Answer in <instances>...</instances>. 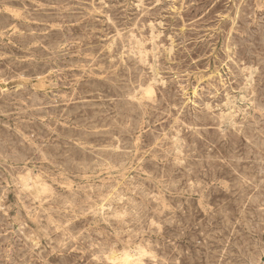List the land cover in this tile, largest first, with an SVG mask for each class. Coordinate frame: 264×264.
I'll return each mask as SVG.
<instances>
[{
	"label": "rangeland",
	"instance_id": "rangeland-1",
	"mask_svg": "<svg viewBox=\"0 0 264 264\" xmlns=\"http://www.w3.org/2000/svg\"><path fill=\"white\" fill-rule=\"evenodd\" d=\"M0 2V264H264V0Z\"/></svg>",
	"mask_w": 264,
	"mask_h": 264
},
{
	"label": "bare ground",
	"instance_id": "bare-ground-1",
	"mask_svg": "<svg viewBox=\"0 0 264 264\" xmlns=\"http://www.w3.org/2000/svg\"><path fill=\"white\" fill-rule=\"evenodd\" d=\"M246 1H247V0H246ZM12 2H13V1H12ZM14 3H15V1H14ZM18 3H19V2H18ZM0 4H1V2H0ZM3 4H4V3H3ZM3 4H2V5H3ZM12 4H13V3H12ZM26 4H27V3H26ZM236 4L238 5V3H236ZM249 4H250V3H249ZM5 5H6V4H5ZM19 5H20V4H19ZM234 5H235V4H234ZM246 5H247V4H246ZM22 6H23V5H22ZM235 6H236V5H235ZM242 6H243V5H242ZM244 6H245V5H244ZM10 7H11V6H10ZM249 7L251 8L252 6H249ZM23 8H24V7H23ZM235 9H236V8H235ZM247 9H248V7H247ZM43 11H44V10H43ZM247 11H248V10H247ZM255 11H257V10H255ZM26 12H27V11H26ZM26 12H25V13H26ZM39 12H40V11H39ZM262 12H263V11H262ZM34 13H35V12H34ZM41 13H42V12H41ZM232 13H233V12H232ZM263 13H264V12H263ZM238 14H239V13H238ZM239 15H240V14H239ZM239 15H238V16H239ZM243 15H244V14H243ZM248 15H249V14H248ZM234 16H235V15H234ZM244 16H245V15H244ZM244 16H243V18H244ZM253 16H254V15H253ZM251 17H252V16H251ZM232 18H233V17H232ZM234 18H235V17H234ZM238 18H239V17H238ZM238 18H237V19H238ZM42 19H43V18H42ZM244 19H245V18H244ZM233 20H234V19H233ZM242 20H243V19H242V17H241V21H242ZM246 20H247V19H246ZM42 21H43V20H42ZM237 22H238V21H237ZM254 24H255V23H254ZM257 24H258V23H257ZM243 25H244V24H243ZM23 26H24V25H23ZM33 26H34V25H33ZM241 26H242V24H241ZM252 26H253V25H252ZM39 27H40V26H39ZM39 27H38V28H39ZM41 27H43V26H41ZM235 27H236V26H235ZM238 27H239V26H238ZM244 27H245V26H244ZM22 28H23V27H22ZM242 28H243V27H242ZM259 28H260V27H259ZM259 28H257V29H259ZM29 29H30V28H29ZM34 29H35V28H34ZM41 29H42V28H41ZM240 29H241V28H240ZM261 29H262V28H261ZM228 30H229V29H228ZM255 30H256V29H255ZM0 31H1V30H0ZM33 31H34V30H33ZM50 31H51V30H50ZM140 31H141V30H140ZM241 31H242V30H241ZM69 32H71V31H69ZM19 33H21V32H19ZM243 33H244V32H243ZM246 33H247V32H246ZM251 33H252V32H251ZM262 33H263V32H262ZM16 34H17V33H16ZM23 34H24V33H23ZM75 34H76V33H75ZM132 34H133V33H132ZM253 34H254V33H253ZM259 34H260V33H259ZM71 35H72V34H71ZM243 35H245V34H243ZM246 35H247V34H246ZM27 36H28V35H27ZM65 36H66V35H65ZM139 36H140V35H139ZM234 36H235V35H234ZM239 36H240V35H239ZM248 36H250V35H248ZM248 36H247V37H248ZM254 36H255V35H254ZM258 36L261 37L260 35H258ZM32 37H33V36H32ZM53 37H54V36H53ZM73 37H74V36H73ZM223 37H224V36H223ZM127 38H128V36H127ZM127 38H126V39H127ZM133 38H134V37H133ZM249 38H250V37H249ZM129 39H130V38H129ZM142 39H143V38H142ZM147 39H148V38H147ZM229 39H230V38H229ZM232 39H234V38H232ZM57 40H58V39H57ZM63 40H64V38H63ZM66 40H67V39H66ZM124 40H125V38H124ZM139 40H140V39H139ZM223 40H224V39H223ZM223 40H222V41H223ZM247 40H248V39H247ZM249 40H250V39H249ZM46 41H47V40H46ZM53 41H54V40H53ZM75 41H76V40H75ZM125 41H126V40H125ZM129 41H130V40H129ZM129 41H128V42H129ZM146 41H147V40H146ZM226 41H227V40H226ZM230 41H233V40H229V42H230ZM235 41H237V40H235ZM235 41H234V43H235ZM32 42H34V41H32ZM51 42H52V40H51ZM51 42H50V43H51ZM255 42H256V41H255ZM50 43H49V44H50ZM55 43H56V42H55ZM76 43H77V42H76ZM135 43H136V42H135ZM145 43H146V42H145ZM248 43H249V42H248ZM263 43H264V42H263ZM138 44H139V43H138ZM140 44H141V43H140ZM230 44H231V48H232V43H230ZM237 44H238V43H237ZM237 44H236V45H237ZM241 44H242V42H241ZM241 44H240V45H241ZM253 44H254V43H252V45H253ZM258 44H259V43H258ZM26 45H27V44H26ZM129 45H130V44H129ZM131 45H132V44H131ZM222 45H223V44H222ZM261 45H262V44H261ZM263 45H264V44H263ZM67 46H68V45H67ZM67 46H66V47H67ZM73 46H74V45H73ZM243 46H244V45H243ZM243 46H242V47H243ZM253 46H254V45H253ZM11 47H12V46H11ZM20 47H21V46H20ZM22 47H23V46H22ZM55 47H56V46H55ZM130 47H131V46H129V48H130ZM133 47H134V46H133ZM221 47H222V46H221ZM225 47H226V46H225ZM228 47H229V45H228ZM242 47H241V48H242ZM248 47H249V45H248ZM262 47H263V46H262ZM16 48H17V47H16ZM69 48H70V47H69ZM80 48H81V47H80ZM143 48H144V47H143ZM237 48H238V47H237ZM251 48H253V47H251ZM254 48H255V47H254ZM257 48H258V47H257ZM42 49H43V48H42ZM70 49H71V48H70ZM123 49H124V46H123ZM123 49H122V50H123ZM127 49H128V48H127ZM222 49H223V48H222ZM227 49H228V48H227ZM227 49H225V50H227ZM235 49H236V48H235ZM243 49H245V48H243ZM246 49H248V48L246 47ZM262 49H263V48H262ZM16 50H17V49H16ZM43 50H44V49H43ZM104 50H105V49H104ZM130 50H131V49H130ZM237 50H238V49H237ZM248 50H249V49H248ZM254 50H255V49H254ZM69 51H70V50H69ZM222 51H223V50H222ZM235 51H236V50H235ZM240 51H241V50H240ZM243 51H244V50H243ZM257 51H258V50H257ZM257 51H256V52H257ZM246 52H247V51H246ZM253 52H254V51H253ZM260 52H261V51H260ZM24 53H25V52H24ZM249 53H251V51H250ZM261 53H262V52H261ZM55 54H56V53H55ZM68 54H69V53H68ZM231 54H232V53H231ZM234 54H235V52H234ZM237 54H238V52H237ZM257 54H258V53H257ZM259 54H260V53H259ZM27 55H29V54H27ZM106 55H107V54H106ZM220 55H221V54H220ZM229 55H230V54H229ZM250 55H251V54H250ZM262 55H264V54L262 53ZM21 56H22V55H21ZM23 56H25V55L23 54ZM226 56H228V55H226ZM236 56H237V55H236ZM236 56H235V57H236ZM238 57H239V56H237V58H238ZM255 57H257V56H255ZM261 57H262V56H261ZM261 57H259V58L261 59ZM263 57H264V56H263ZM36 58H37V57H36ZM225 58H226V57H225ZM239 58H240V57H239ZM249 58H250V57H249ZM249 58H248V60H249ZM38 59H39V58H38ZM219 59H220V58H219ZM244 59H245V58H244ZM250 59H251V58H250ZM262 59H263V58H262ZM262 59H261V60H262ZM92 60H93V59H92ZM225 60H226V59H225ZM234 60H235V59H234ZM251 60H252V59H251ZM251 60H249V61H251ZM230 61H231V60H230ZM232 61H233V60H232ZM236 61H237V60H236ZM238 61H239V60H238ZM246 61H247V60H246ZM246 61H245V62H246ZM29 62H30V61H29ZM31 62H32V61H31ZM222 62H223V61H222ZM251 62H252V61H251ZM251 62H250V63H251ZM20 63H21V62H20ZM211 63H212V62H211ZM230 63H231V62H230ZM241 63H242V62H241ZM253 63H254V62H253ZM18 64H19V63H18ZM29 64H30V63H29ZM116 64H117V63H116ZM116 64H115V65H116ZM225 64H226V63H225ZM242 64H243V63H242ZM242 64H241V65H242ZM34 65H35V64H34ZM212 65H213V63H212ZM234 65H235V64H234ZM256 65H257V64H256ZM256 65H255V66H256ZM258 65H260V63H259ZM263 65H264V64H263ZM263 65H262V66H263ZM37 66H38V64H37ZM53 66H54V65H53ZM232 66H233V65H232ZM239 66H240V65H239ZM260 66H261V65H260ZM33 67H35V66H33ZM42 67H43V66H42ZM241 67H242V66H241ZM241 67H240V68H241ZM247 67H248V66H247ZM31 68H32V66H31ZM113 68H114V67H113ZM222 68H223V67H222ZM234 68H235V67H234ZM6 69H7V68H6ZM29 69H30V67H29ZM204 69H205V68H204ZM230 69H231V68H230ZM250 69H251V67H250ZM254 69H255V68H254ZM256 69H257V68H256ZM32 70H33V69H32ZM205 70H206V69H205ZM237 70H238V69H237ZM239 70H241V69H239ZM242 70H244V69H242ZM14 71H15V70H14ZM23 71H24V70H23ZM30 71H31V69H30ZM34 71H35V70H34ZM44 71H45V70H44ZM225 71H226V70H225ZM244 71H245V70H244ZM16 72H17V71H16ZM240 72H241V71H240ZM245 72H246V71H245ZM248 72H250V71L248 70ZM248 72H247V73H248ZM13 73H14V72H13ZM38 73H39V72H38ZM42 73H43V72H42ZM217 73H218V72H217ZM252 73H253V72L249 73L248 75L252 77ZM255 73H256V72H255ZM257 73H258V72H257ZM257 73H256V74H257ZM22 74H23V73H22ZM31 74H32V73H31ZM39 74H40V73H39ZM39 74H38V75H39ZM11 75H12V74H11ZM40 75H41V74H40ZM240 75H241V74H240ZM253 75H254V74H253ZM208 76H210V75H208ZM249 76H248V77H249ZM15 77H16V76H15ZM19 77H20V75H19ZM19 77H18V78H19ZM20 78H21V77H20ZM204 78H205V77H204ZM216 78H217V77H216ZM216 78H215V79H216ZM11 79H12V78H11ZM220 79H221V78H220ZM231 79H232V78H231ZM238 79H239V78H238ZM246 79H247V76H246ZM246 79H245V80H246ZM250 79H251V78H250ZM250 79H249V80H250ZM257 79H258V78H257ZM257 79H256V80H257ZM212 80H213V79H212ZM0 81H1V80H0ZM190 81H191V80H190ZM205 81H206V80H205ZM228 81H229V80H228ZM237 81H238V80H237ZM246 81H247V80H246ZM246 81H245V82H246ZM259 81H260V79H259ZM263 81H264V79H263ZM263 81H260V82H263ZM214 83H215V82H214ZM214 83H213V84H214ZM232 83H233V82H232ZM249 83H250V82H249ZM251 83H252V82H251ZM251 83H250V84H251ZM200 84H201V83H200ZM209 84H210V83H209ZM253 84H254V83H253ZM256 84H257V83H256ZM218 85H219V84H218ZM225 85H226V83H225ZM232 85H233V84H232ZM236 85H237V84H236ZM205 86H206V85H205ZM221 86H222V84H221ZM230 86H231V85H230ZM234 86H235V85H234ZM237 86H238V85H237ZM239 86H240V85H239ZM242 86H243V85H242ZM247 86H248V84H247ZM247 86H246V87H247ZM144 87H145V86H144ZM198 87H199V86H198ZM217 87H218V86H217ZM248 87H249V86H248ZM254 87H255V86H254ZM244 88H245V87H244ZM255 88H256V87H255ZM205 89H206V88H205ZM236 89H238V88H236ZM201 90H202V89H201ZM203 90H204V89H203ZM211 90H212V89H211ZM213 90H214V89H213ZM232 90H233V89H232ZM247 90H248V89H247ZM249 90H250V89H249ZM255 90H256V89H255ZM183 91H184V90H183ZM253 91H254V90H253ZM142 92H143V91H142ZM223 92H224V91H223ZM223 92H222V93H223ZM254 92H255V91H254ZM260 92H261V91H260ZM199 93H200V91H199ZM203 93H204V92H203ZM205 93H206V92H205ZM220 93H221V92H220ZM245 93H246V92H245ZM257 93H258V91H257ZM163 94H164V93H163ZM186 94H187V93H186ZM247 94H248V93H247ZM247 94H246V95H247ZM261 94H262V93H261ZM146 95H147V94H146ZM251 95H252V94H251ZM253 95H254V94H253ZM129 96H130V95H129ZM143 96H144V95H143ZM183 96H184V95H183ZM229 96H230V95H229ZM239 96H240V95H239ZM239 96H238V97H239ZM262 96H263V95H262ZM134 97H135V96H134ZM145 97H146V96H145ZM154 97H155V96H154ZM203 97H204V96H203ZM209 97H210V96H209ZM225 97H226V96H225ZM254 97H255V96H254ZM254 97H253V98H254ZM257 97H258V96H257ZM147 98H148V97H147ZM182 98H183V97H182ZM214 98H215V97H214ZM220 98H221V97H220ZM233 98H234V97H233ZM251 98H252V97H251ZM253 98H252V99H253ZM158 99H159V98H158ZM200 99H201V98H200ZM218 99H219V98H218ZM261 99H263V98L261 97ZM201 100H202V99H201ZM229 100H230V99H229ZM231 100H232V99H231ZM231 100H230V101H231ZM234 100H235V99H233V101H234ZM250 100H251V99H250ZM188 101H189V100H188ZM225 101H226V100H225ZM246 101H247V100H246ZM246 101H245V102H246ZM259 101H260V100H259ZM261 101H262V100H261ZM180 102H181V101H180ZM205 102H206V101H205ZM236 102H237V101H236ZM138 103H139V102H138ZM153 103H154V102H153ZM153 103H152V104H153ZM214 103H215V102H214ZM221 103H222V102H221ZM238 103H239V102H238ZM135 104H137V103H135ZM141 104H143V103H141ZM141 104H140V105H141ZM146 104H147V103H146ZM146 104H145V106H146ZM231 104H232V103H231ZM261 104H263V103H261ZM137 105H138V104H137ZM143 105H144V104H143ZM158 105H159V103H158ZM200 105H201V104H200ZM204 105H205V104H204ZM208 105H209V104H208ZM208 105H207V106H208ZM210 105H211V104H210ZM222 105H223V104H222ZM233 105H234V104H233ZM251 105H252V103H251ZM135 106H136V105H135ZM154 106H155V105H154ZM156 106H157V105H156ZM159 106H162V105H159ZM188 106H190V105H188ZM198 106H199V105H198ZM205 106H206V105H205ZM207 106H206V107H207ZM214 106H215V105H214ZM242 106H243V104H242ZM143 107H144V106H143ZM152 107H153V106H152ZM210 107H211V106H210ZM223 107H224V106H223ZM255 107H256V106H255ZM136 108H137V107H136ZM139 108H140V107H139ZM156 108H157V107H156ZM158 108H159V107H158ZM162 108H163V107H162ZM214 108H215V107H214ZM232 108H233V107H232ZM243 108H244V107H243ZM132 109H133V108H132ZM181 109H182V108H181ZM200 109H201V108H200ZM233 109H234V108H233ZM240 109H241V108H240ZM256 109H257V108H256ZM142 110H143V109H142ZM154 110H155V109H154ZM158 110H159V109H158ZM197 110H198V109H197ZM218 110H219V109H218ZM234 110H235V109H234ZM156 111H157V110H156ZM198 111H199V110H198ZM200 111H201V110H200ZM210 111H211V110H210ZM220 111H221V110H220ZM261 111H262V110H261ZM258 112H259V111H258ZM29 113H30V112H29ZM29 113H27V114H29ZM141 113H142V112H141ZM168 113H169V112H168ZM171 113H172V112H171ZM191 113H192V112H191ZM226 113H227V112H226ZM241 113H242V112H241ZM259 113H260V112H259ZM172 114H173V113H172ZM219 114H220V113H219ZM234 114H235V113H234ZM242 114H243V113H242ZM260 114H261V113H260ZM158 115H159V114H158ZM165 115H166V114H165ZM182 115H183V114H182ZM254 115H255V114H254ZM262 115H263V114H262ZM262 115H261V116H262ZM153 116H155V114H154ZM153 116H152V117H153ZM160 116H161V115H160ZM178 116H179V115H178ZM178 116H177V117H178ZM197 116H198V115H197ZM210 116H211V115H210ZM256 116H257V115H256ZM31 117H32V116H31ZM161 117H162V116H161ZM164 117H165V116H164ZM173 117H174V116H173ZM180 117H182V116H180ZM186 117H187V116H186ZM199 117H200V115H199ZM206 117H207V116H206ZM217 117H220V116H217ZM239 117H241V116H239ZM253 117H254V116H253ZM258 117H259V116H258ZM141 118H142V117H141ZM188 118H189V117H188ZM215 118H216V117H215ZM224 118H225V117H224ZM243 118H244V117H243ZM177 119H178V118H177ZM182 119H183V118H182ZM182 119H181V120H182ZM238 119H239V118H238ZM256 119H257V118H256ZM258 119H259V118H258ZM179 120H180V119H179ZM214 120H215V119H214ZM229 120H230V119H229ZM241 120H242V118H241ZM246 120H247V119H246ZM263 120H264V118H263ZM263 120H262V121H263ZM108 121H109V120H107L106 122H108ZM140 121H141V120H140ZM184 121H185V120H184ZM187 121L189 122V120H187ZM225 121H226V120H225ZM230 121H231V120H230ZM150 122H151V121H150ZM172 122H173V121H172ZM172 122H171V123H172ZM232 122H233V121H232ZM252 122H253V120H252ZM254 122H255V121H254ZM259 122H260V121H259ZM263 122H264V121H263ZM207 123H209V122H207ZM216 123H217V121H216ZM221 123H223V122L221 121ZM245 123H246V122H245ZM248 123H249V122H248ZM257 123H258V121H257ZM186 124H187V123H186ZM198 124H199V123H198ZM238 124H239V123H238ZM238 124H237V125H238ZM240 124H241V123H240ZM242 124H243V123H242ZM250 124H251V122H250ZM254 124H255V123H254ZM261 124H262V122H261ZM261 124H260V125H261ZM263 124H264V123H263ZM103 125H104V124H103ZM162 125H163V124H162ZM169 125H170V124H169ZM195 125H196V124H195ZM200 125H201V124H200ZM200 125H199V126H200ZM165 126H166V125H165ZM187 126H188V125H187ZM187 126H186V127H187ZM197 126H198V125H196V127H197ZM203 126H204V125H203ZM208 126H209V125H208ZM216 126H217V125H216ZM216 126H215V128H217ZM221 126H222V125H221ZM231 126H232V125H231ZM252 126H253V125H252ZM254 126H255V125H254ZM149 127H150V126H149ZM171 127H172V126H171ZM178 127H179V126H178ZM201 127H202V126H201ZM213 127H214V126H213ZM232 127H233V126H232ZM243 127H244V126H243ZM247 127H249V125H248ZM247 127H245V128H247ZM260 127H262V126H260ZM263 127H264V126H263ZM166 128H167V127H166ZM174 128H175V126H174ZM174 128H173V129H174ZM194 128H195V127H194ZM202 128H203V127H202ZM202 128H201V129H202ZM235 128H236V127H235ZM258 128H259V127H258ZM17 129H18V128H17ZM151 129H152V128H151ZM173 129H172V130H173ZM177 129H178V128H177ZM204 129H205V128H204ZM213 129H214V128H213ZM240 129H241V128H240ZM240 129L238 128V130H240ZM248 129H249V128H248ZM248 129H247V130H248ZM149 130H150V129H149ZM162 130H163V129H162ZM168 130H169V129H168ZM172 130H171V131H172ZM232 130H233V129H232ZM185 131H186V130H185ZM192 131H193V130H192ZM197 131H198V130H197ZM255 131H256V130H255ZM164 132H165V131H164ZM233 132H234V131H233ZM233 132H232V133H233ZM242 132H243V131H242ZM244 132H245V134H246V130H245ZM251 132H252V130H251ZM253 132H254V131H253ZM258 132H260V130H258ZM258 132H257V133H258ZM20 133H21V132H20ZM162 133H163V132H162ZM169 133H170V132H169ZM174 133H175V132H174ZM176 133H177V132H176ZM180 133H181V132H180ZM197 133H198V132H197ZM201 133H203V131H202ZM206 133H207V131H206ZM213 133H214V132H213ZM230 133H231V132H230ZM235 133H236V132H235ZM240 133H241V132H240ZM248 133H249V132H248ZM257 133H256V134H257ZM262 133H263V132H262ZM184 134H185V133H184ZM191 134L193 135V133H191ZM219 134H220V133H219ZM225 134H226V133H225ZM250 134H251V133H250ZM252 134H253V133H252ZM252 134H251V136H253ZM254 134H255V133H254ZM256 134H255V135H256ZM166 135H167V133H166ZM187 135H188V134H187ZM189 135H190V134H189ZM203 135H204V133H203ZM229 135H231V134H229ZM229 135H227V136H229ZM259 135H260V134H259ZM164 136H165V135H164ZM170 136H171V135H170ZM207 136H208V135H207ZM213 136H216V135H213ZM218 136H219V135H218ZM220 136H221V135H220ZM220 136H219V137H220ZM225 136H226V135H225ZM235 136H236V135H235ZM243 136L245 137V135H243ZM257 136H258V135H257ZM257 136H256V138H257ZM195 137H196V136H195ZM195 137H194V138H195ZM200 137H201V136H200ZM202 137H203V136H202ZM219 137H218V138H219ZM253 137H254V136H253ZM253 137H252V138H253ZM261 137H262V136H261ZM261 137H260V138H261ZM25 138H26V137H25ZM146 138H147V137H146ZM174 138H175V137H174ZM176 138H178V137H176ZM176 138H175V139H176ZM186 138H187V137H186ZM192 138H193V136H192ZM196 138H197V137H196ZM196 138H195V139H196ZM231 138H233V137H231ZM231 138H229V139H231ZM238 138H239V137H238ZM263 138H264V137H263ZM26 139H27V138H26ZM38 139H39V138H38ZM141 139H142V138H141ZM153 139H154V138H153ZM155 139H156V138H155ZM178 139H179V138H178ZM189 139H190V137H189ZM202 139H203V138H202ZM204 139H205V138H204ZM208 139H209V138H208ZM233 139H234V138H233ZM236 139H237V137H236ZM161 140H162V139H161ZM173 140H174V139H173ZM176 140H177V139H176ZM179 140H180V139H179ZM192 140H194V139H192ZM211 140H212V139H211ZM219 140H220V139H219ZM224 140H225V138H224ZM244 140H245V139H244ZM260 140H261V139H260ZM194 141H197V140H194ZM199 141H200V140H199ZM215 141H216V140H215ZM221 141H222V140H221ZM225 141H226V140H225ZM238 141H240V140H238ZM257 141H259V140H257ZM262 141H263V140H262ZM155 142H156V141H155ZM177 142H178V141H177ZM216 142H218V140H217ZM230 142H232V141H230ZM235 142H236V141H235ZM242 142H243V141H242ZM250 142H251V141H250ZM253 142H254V141H253ZM1 143H2V142H1ZM28 143H30V141H28ZM37 143H38V142H37ZM152 143H153V141H152ZM167 143H168V141H167ZM180 143H181V140H180ZM191 143H192V142H191ZM194 143H195V142H194ZM200 143H201V141H200ZM225 143H226V142H225ZM227 143H228V142H227ZM9 144H10V143H9ZM171 144H172V143H171ZM173 144H174V143H173ZM182 144H183V143H182ZM187 144H188V143H187ZM201 144H202V143H201ZM232 144H233V143H232ZM239 144H240V143H239ZM239 144H238V145H239ZM3 145H4V144H3ZM31 145H32V143H31ZM160 145H161V144H160ZM160 145H159V146H160ZM174 145H175V144H174ZM190 145H191V144H190ZM246 145H247V144H246ZM246 145H243V144H242V146H246ZM11 146H13V145H11ZM150 146H152V145H150ZM172 146H173V145H172ZM175 146H176V145H175ZM180 146H181V145H180ZM191 146H193V145H191ZM191 146H190V147H191ZM229 146H230V144H229ZM236 146H237V145H236ZM240 146H241V145H240ZM256 146H257V145H256ZM256 146H255V147H256ZM258 146H259V144H258ZM34 147H36V146L34 145ZM50 147H51V146H50ZM143 147H144V146H143ZM173 147H174V146H173ZM173 147H171V148H173ZM185 147H186V146H185ZM249 147H251V146H249ZM260 147H261V146H259V148H260ZM3 148H4V147H3ZM6 148H7V147H6ZM148 148H149V147H148ZM158 148H159V147H158ZM174 148H175V147H174ZM216 148H217V147H216ZM220 148H221V147H220ZM232 148H233V147H232ZM251 148H252V147H251ZM0 149H1V148H0ZM49 149H50V148H49ZM136 149H137V148H136ZM151 149H152V148H151ZM218 149H219V148H218ZM229 149H230V147H229ZM263 149H264V148H263ZM172 150H173V149H172ZM172 150H170V151H172ZM195 150H196V149H195ZM212 150H213V148H212ZM216 150H217V149H216ZM219 150H220V149H219ZM219 150H218V151H219ZM227 150H228V149H227ZM231 150H232V149H231ZM233 150H234V149H233ZM236 150H237V149H236ZM238 150H239V147H238ZM253 150H254V149H253ZM255 150H256V149H255ZM255 150L252 151V153H254ZM261 150H262V149H261ZM151 151H152V150H151ZM167 151H169V150H167ZM167 151H166V152H167ZM174 151H175V150H174ZM177 151H178V150H177ZM263 151H264V150H263ZM7 152H8V151H7ZM37 152H38V150H37ZM149 152H150V151H149ZM149 152H148V153H149ZM157 152H158V151H157ZM223 152H224V151H223ZM232 152H233V151H232ZM32 153H33V152H32ZM154 153H155V152H154ZM167 153H168V152H167ZM176 153H177V152H176ZM190 153H191V152H190ZM226 153H227V152H226ZM228 153H229V151H228ZM245 153H246V152H245ZM248 153H249V152H248ZM1 154H2V153H1ZM40 154H41V153H40ZM46 154H47V153H46ZM168 154H169V153H168ZM180 154H181V153H180ZM182 154H183V153H182ZM182 154H181V155H182ZM9 155H10V154H9ZM52 155H53V154H52ZM134 155H135V154H134ZM246 155H247V154H246ZM46 156H48V154H47ZM46 156H45V157H46ZM140 156H141V155H140ZM173 156H174V155H173ZM178 156H179V154H178ZM244 156H245V154H244ZM250 156H251V155H250ZM260 156H261V155H260ZM262 156L264 157V155H262ZM262 156H261V157H262ZM37 157H38V156H37ZM41 157H43V156H41ZM138 157H139V156H138ZM163 157H164V156H163ZM174 157H175V156H174ZM190 157H191V156H190ZM195 157H196V156H195ZM197 157H198V156H197ZM208 157H209V156H208ZM241 157H242V159H243V156H241ZM255 157H257V156L254 155V158H255ZM159 158H160V157H159ZM172 158H173V157H172ZM245 158H246V156H245ZM257 158H258V157H257ZM40 159H41V158H40ZM42 159H43V158H42ZM161 159H162V158H161ZM194 159H195V158H194ZM223 159H224V157H223ZM237 159H238V158H237ZM249 159H251V158H249ZM263 159H264V158H262V160H263ZM54 160H55V159H54ZM164 160H166V159H164ZM182 160H183V159H182ZM218 160H219V159H218ZM245 160H246V159H245ZM245 160H244V161H245ZM247 160H248V159H247ZM257 160H258V159H257ZM159 161H160V160H159ZM188 161H189V160H188ZM224 161H225V160H224ZM240 161H241V160H240ZM242 161H243V160H242ZM242 161H241V162H242ZM41 162H42V161H41ZM124 162H125V161H124ZM134 162H135V161H134ZM177 162H178V161H177ZM190 162H191V161H190ZM236 162H237V161H236ZM238 162H239V160H238ZM251 162H252V161H251ZM259 162H260V161H259ZM263 162H264V160H263ZM182 163H183V161H182ZM188 163H189V162H188ZM192 163H194V162H192ZM255 163H256V162H255ZM255 163H253V165H254ZM47 164H48V163H47ZM166 164H168V163H166ZM173 164H174V163H173ZM185 164H186V163H185ZM196 164H197V163H196ZM218 164H219V163H218ZM234 164H236V163H234ZM240 164H241V163H240ZM243 164H244V163H243ZM186 165H187V164H186ZM188 165H189V164H188ZM223 165H224V164H223ZM226 165H227V164H226ZM238 165H239V164H238ZM238 165H235L236 168H237ZM244 165H245V164H244ZM247 165H248V164H247ZM255 165H257V164H255ZM258 165H259V164H258ZM144 166H145V165H144ZM146 166H147V165H146ZM169 166H170V165H169ZM180 166H182V165H180ZM211 166H212V165H211ZM217 166H218V165H217ZM249 166H250V165H249ZM7 167H8V166H7ZM22 167H23V166H22ZM159 167H160V166H159ZM165 167H166V165H165ZM185 167L188 168L189 166H185ZM229 167H230V166H229ZM229 167H227V168H229ZM232 167H233V166H232ZM257 167H258V166H257ZM92 168H93V167H92ZM160 168H161V167H160ZM168 168H169V167H168ZM187 168H186V169H187ZM203 168H205V167H203ZM218 168H219V167H218ZM218 168H217V169H218ZM220 168H221V170H222L223 167H220ZM220 168H219V169H220ZM236 168H235V169H236ZM238 168H239V167H238ZM247 168H248V167H247ZM251 168H252V167H251ZM253 168H254V166H253ZM253 168H252V169H253ZM258 168H259V167H258ZM9 169H10V168H9ZM26 169H27V168H26ZM164 169H165V168H164ZM177 169H178V168H177ZM186 169H185V170H186ZM194 169H195V168H194ZM229 169H230V168H229ZM255 169H256V168H255ZM27 170H28V169H27ZM42 170H44V169H42ZM150 170H151V169H150ZM159 170H160V169H159ZM168 170H170V168H169ZM211 170H212V169H211ZM215 170H216V169H215ZM231 170H232V169H231ZM249 170H250V168H249ZM249 170H248V171H249ZM260 170H261V169H260ZM262 170H264V169H262ZM5 171H7V170H5ZM11 171H12V170H11ZM24 171H26V170L24 169ZM29 171H30V170H29ZM45 171H46V170H44V172H45ZM145 171H146V170H145ZM157 171H158V170H157ZM183 171H184V170H183ZM209 171H210V170H209ZM227 171H228V170H227ZM250 171H251V170H250ZM253 171H254V169H253ZM256 171H258V170H256ZM7 172H8V171H7ZM16 172H18V171H16ZM19 172H22V171H19ZM30 172H31V171H30ZM92 172H93V170H92ZM219 172H220V171H219ZM233 172H234V171H233ZM242 172H244V171H242ZM242 172H241V173H242ZM260 172H262V171H260ZM22 173H23V172H22ZM31 173H32V172H31ZM157 173H158V172H157ZM165 173H166V172H165ZM168 173H169V172H168ZM183 173H184V172H183ZM185 173H186V172H185ZM214 173H215V172H214ZM226 173H227V172H226ZM245 173H246V172H245ZM248 173H249V172H248ZM251 173H253V172H251ZM7 174H8V173H7ZM19 174H20V173H19ZM24 174H25V173H24ZM29 174H30V173H29ZM34 174H35V173H34ZM44 174H45V173H44ZM159 174H161V173H159ZM203 174H204V173H203ZM203 174H202V175H203ZM218 174H219V173H218ZM227 174H228V173H227ZM232 174H234V173H232ZM238 174H240V173H238ZM242 174H243V173H242ZM253 174H254V173H253ZM253 174H252V175H253ZM9 175H10V174H9ZM35 175H38V174H35ZM145 175H146V174H145ZM190 175H191V174H190ZM223 175H224V174H223ZM263 175H264V174H263ZM32 176H34V175H32ZM38 176H39V178L42 177V175H41V176L38 175ZM60 176H61V173H60ZM106 176H109V175H106ZM153 176H154V175H153ZM185 176H186V174H185ZM191 176H193V175H191ZM218 176H219V175H218ZM224 176H226V175H224ZM239 176H240V175H239ZM246 176H247V175H246ZM163 177H164V176H163ZM172 177H173V176H172ZM200 177H201V175H200ZM202 177H203V176H202ZM230 177H231V176H230ZM230 177H229V178H230ZM235 177H236V175H235ZM235 177H234V178H235ZM33 178H34V177H33ZM33 178H32V179H33ZM39 178H37V179H39ZM157 178H158V177H157ZM193 178H194V177H193ZM216 178H217V177H216ZM260 178H262V177L260 176ZM260 178H259V179H260ZM9 179H10V178H9ZM14 179H15V178H14ZM204 179H205V178H204ZM250 179L252 180V178H250ZM17 180L19 181L18 178H17ZM26 180H27V179H26ZM44 180H45V179H44ZM50 180H51V179H50ZM229 180H230V179H229ZM256 180H257V179H256ZM34 181H35V180H34ZM52 181H53V180H52ZM194 181H195V180H194ZM240 181H242V180H240ZM258 181H259V180H258ZM258 181H257V182H258ZM20 182H21V181H20ZM113 182H114V181H113ZM226 182H227V181H226ZM259 182H260V181H259ZM31 183H32V182H31ZM43 183H44V182H43ZM43 183H42V184H43ZM55 183H56V182H55ZM133 183H134V182H133ZM133 183H132V184H133ZM169 183H170V182H169ZM221 183H223V182H221ZM19 184H20V183H19ZM24 184H25V183H24ZM27 184H28V183H27ZM27 184H26V185H27ZM36 184H37V183H36ZM42 184H41V185H42ZM46 184H47V183H46ZM122 184H123V183H122ZM229 184H230V183H229ZM256 184H257V183H256ZM14 185H15V184H14ZM28 185H29V184H28ZM30 185H31V184H30ZM33 185H34V183H33ZM38 185H39V184H38ZM41 185H40V186H41ZM48 185H49V184H48ZM193 185H194V184H193ZM213 185H214V184H213ZM22 186H23V184H22ZM22 186H21V187H22ZM46 186H47V185H46ZM61 186H62V185H61ZM88 186H89V185H88ZM98 186H99V185H98ZM195 186H196V185H195ZM229 186H230V185H229ZM241 186H242V185H241ZM251 186H252V185H251ZM19 187H20V186H19ZM24 187H25V186H24ZM27 187H28V186H27ZM27 187H26V188H27ZM29 187H30V186H29ZM74 187H75V186H74ZM89 187H90V186H89ZM89 187H88V188H89ZM192 187H193V186H192ZM196 187H197V186H196ZM38 188H40V187L38 186ZM210 188H211V187H210ZM255 188H256V187H255ZM260 188H261V187H260ZM262 188H263V187H262ZM262 188H261V189H262ZM31 189H32V188H30V190H31ZM33 189H34V188H33ZM47 189H48V188H47ZM50 189H52V188H50ZM106 189H107V188H106ZM117 189H118V188H117ZM213 189H214V188H213ZM213 189H212V190H213ZM225 189H226V188H225ZM252 189H253V188H252ZM252 189H251V190H252ZM26 190H27V189H26ZM45 190H46V189H45ZM113 190H114V189H113ZM123 190H124V189H123ZM132 190H133V189H132ZM163 190H164V189H163ZM247 190H248V188H247ZM43 191H44V189H43ZM43 191H41V192H43ZM47 191H49V190H47ZM194 191H195V190H194ZM194 191H193V192H194ZM197 191H198V189H197ZM244 191H245V190H244ZM261 191H262V190H261ZM29 192H30V191H29ZM38 192H39V191H38ZM41 192H39V193H41ZM44 192H45V191H44ZM97 192H98V191H97ZM123 192H124V191H123ZM123 192H122V193H123ZM206 192H207V191H206ZM206 192H205V194H206ZM250 192H252V191H250ZM250 192H249V193H250ZM255 192H256V191H255ZM262 192H263V191H262ZM18 193H19V192H18ZM33 193H34V192H33ZM33 193H32V194H33ZM51 193H52V192H51ZM62 193H63V192H62ZM194 193H195V192H194ZM197 193H198V192H197ZM249 193H248V194H249ZM257 193H258V192H257ZM257 193H256V195H260V194H261V193H260V194H257ZM32 194H31V195H32ZM35 194H37L36 191H35V193H34L33 195H35ZM46 194H47V193H46ZM46 194H45V195H46ZM52 194H53V193H52ZM127 194H128V193H127ZM135 194H136V193H135ZM212 194H213V193H212ZM263 194H264V193H263ZM29 195H30V194H29ZM48 195H49V194H48ZM65 195H66V194H65ZM65 195H64V196H65ZM249 195H250V194H249ZM253 195H254V193H253ZM246 196H247V195H246ZM37 197H38V196H37ZM41 197H42V196H41ZM43 197H44V196H43ZM43 197H42V198H43ZM50 197H52V196H50ZM68 197H69V196H68ZM23 198H24V197H23ZM39 198H40V196H39ZM48 198H49V196H48ZM261 198H262V197H261ZM18 199H19V198H18ZM24 199H25V198H24ZM63 199H64V198H63ZM67 199H68V198H67ZM22 200H23V199H22ZM26 200H27V199H26ZM31 200H32V199H31ZM40 200H41V198H40ZM65 200H66V199H65ZM165 200H166V199H165ZM18 201H19V200H18ZM35 201H36V200H35ZM44 201H45V200H44ZM253 201H254V200H253ZM20 202H21V201H20ZM22 202H23V201H22ZM22 202H21V203H22ZM28 202H29V201H28ZM32 202H33V201H32ZM37 202H38V201H37ZM37 202H35V203H37ZM45 202H46V201H45ZM49 202H51V201L49 200ZM201 202H202V201H201ZM249 202H250V201H249ZM257 202H258V201H257ZM35 203H34V204H35ZM247 203H248V202H247ZM39 204H41V202H39ZM259 204H260V203H259ZM263 204H264V203H263ZM247 205H248V204H247ZM251 205H252V204H251ZM253 205H254V204H253ZM253 205H252V206H253ZM256 205H257V204H256ZM37 206H38V205H37ZM49 206H50V205H49ZM113 206H114V205H113ZM123 206H124V205H123ZM58 207H59V206H58ZM248 207H249V206H248ZM250 207H251V206H250ZM250 207H249V208H250ZM249 208H247V209H249ZM254 208H255V207H254ZM98 209H99V208H98ZM100 210H101V207H100ZM126 210H127V209H126ZM250 210H252V209H250ZM250 210H248V211L250 212ZM248 211H247V212H248ZM252 211H253V210H252ZM252 211H251V212H252ZM74 212H75V211H74ZM83 212H84V211H83ZM100 213H101V212H100ZM252 213H253V212H252ZM29 214H31V213H29ZM109 215H110V214H109ZM247 215H248V214H247ZM248 216H249V215H248ZM248 216H247V217H248ZM97 217H98V216H97ZM251 217H252V216H251ZM251 217H250V218H251ZM100 218H101V217H100ZM109 218H110V217H109ZM250 218H249V219H250ZM107 219H108V216H107ZM256 219H258V217H257ZM256 219H255V221H257ZM62 222H63V221H62ZM105 222H106V221H105ZM249 222H250V221H249ZM95 223H96V222H95ZM107 224H108V223H107ZM248 224H249V223H248ZM114 226H115V225H114ZM108 227H109V226H108ZM263 229H264V228H263ZM160 230H161V229H160ZM127 231H128V230H127ZM55 232H56V231H55ZM109 232H110V231H109ZM159 232H160V231H159ZM69 233H70V232H69ZM112 233H113V232H112ZM139 235H140V233H139ZM53 236H54V235H53ZM71 236H72V235H71ZM72 237H73V236H72ZM140 237H141V236H140ZM47 239H48V238H47ZM61 239H62V238H61ZM64 239H65V238H64ZM145 239H146V238H145ZM29 240H30V239H29ZM77 240H78V239H76V242H77ZM37 241H38V240H37ZM136 241H137V240H136ZM95 242H96V241H95ZM98 242H99V241H98ZM100 243H101V242H100ZM110 244H111V243H110ZM144 244H145V243H144ZM146 244H148V243H146ZM98 245H99V244H98ZM102 246H103V245H102ZM103 247H104V246H103ZM106 247H107V246H106ZM106 247H105V248H106ZM109 247H110V246H109ZM93 248H94V247H93ZM105 248H104V250H105ZM127 248H128V247H127ZM65 249H66V248H65ZM77 249H78V248H77ZM100 249H101V248H100ZM263 249H264V248H263ZM108 250H109V249H108ZM129 250H130V249H129ZM129 250H127V252H128ZM132 250H133V249H131V252H132ZM143 250H144V249H143ZM80 251H81V250H80ZM105 251H106V250H105ZM105 251H104V252H105ZM150 251H151V250H150ZM91 252H93V251H91ZM101 252H102V251H101ZM108 252H110V251H108ZM131 252H129V253H131ZM136 252H137V251H136ZM136 252H135V253H136ZM142 252H143V251H142ZM142 252H141V253H142ZM144 252H145V251H144ZM148 252H149V250H148ZM165 252H166V251H165ZM165 252H164V253H165ZM110 253H111V252H110ZM117 253H118V252H117ZM121 253H122V252H121ZM138 253H139V252H138ZM145 253H146V252H145ZM143 254H144V253H143ZM108 255H109V253H108ZM111 255H112V253H111ZM152 255H153V254H152ZM101 256H102V255H101ZM103 256H104V255H103ZM134 256H135V255H134ZM112 257H113V256H112ZM102 258H103V257H102ZM107 259H108V258H107ZM112 259H113V258H112ZM114 259H115V258H114ZM168 260H169V259H168ZM109 261H110V258H109ZM115 261H117V260L115 259ZM153 261H154V260H153ZM104 262H105V261H104ZM113 262H114V260H113ZM118 264H133V260L131 259L130 255L126 254V255H124V256L121 258V262L118 263Z\"/></svg>",
	"mask_w": 264,
	"mask_h": 264
}]
</instances>
